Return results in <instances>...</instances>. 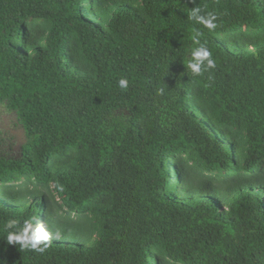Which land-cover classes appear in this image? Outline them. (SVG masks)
Wrapping results in <instances>:
<instances>
[{
  "label": "trees",
  "instance_id": "1",
  "mask_svg": "<svg viewBox=\"0 0 264 264\" xmlns=\"http://www.w3.org/2000/svg\"><path fill=\"white\" fill-rule=\"evenodd\" d=\"M0 264H264V0H0Z\"/></svg>",
  "mask_w": 264,
  "mask_h": 264
},
{
  "label": "clouds",
  "instance_id": "2",
  "mask_svg": "<svg viewBox=\"0 0 264 264\" xmlns=\"http://www.w3.org/2000/svg\"><path fill=\"white\" fill-rule=\"evenodd\" d=\"M197 11H194L192 13L193 17H195L196 20H198L200 23H203L208 28H214L215 24L212 22L214 17L205 19L202 16L197 15ZM210 56V53L204 49L203 47L198 48L196 51L193 52V58L196 61L195 63L190 64L191 69L199 73L200 71V65L203 63L204 60H207L208 67H214V62L211 59H208ZM119 84L122 88L127 87V80L121 79L119 81ZM15 221H10L7 225V227L12 228L15 225ZM31 233V234H30ZM9 243H12L13 241L20 242L24 246H27L29 243L32 247H37L41 243V241H46L49 239V235L47 232L44 231L43 228H36L33 229L32 225L29 223L26 225V227L23 229V231L20 234H9Z\"/></svg>",
  "mask_w": 264,
  "mask_h": 264
},
{
  "label": "flooded vegetation",
  "instance_id": "3",
  "mask_svg": "<svg viewBox=\"0 0 264 264\" xmlns=\"http://www.w3.org/2000/svg\"><path fill=\"white\" fill-rule=\"evenodd\" d=\"M14 116L13 115H7L4 117L3 121H4V128H6L8 131H10V134L12 136H15V138L18 139V141H21L23 139V133H22V128L19 125V123H17V120L15 119V121L13 122ZM8 125L7 124H10ZM12 126H15L16 129L12 128Z\"/></svg>",
  "mask_w": 264,
  "mask_h": 264
},
{
  "label": "rangeland",
  "instance_id": "4",
  "mask_svg": "<svg viewBox=\"0 0 264 264\" xmlns=\"http://www.w3.org/2000/svg\"><path fill=\"white\" fill-rule=\"evenodd\" d=\"M8 125H11V123H10V124H7V126H8ZM12 128L16 129V127H15V126H12Z\"/></svg>",
  "mask_w": 264,
  "mask_h": 264
},
{
  "label": "water",
  "instance_id": "5",
  "mask_svg": "<svg viewBox=\"0 0 264 264\" xmlns=\"http://www.w3.org/2000/svg\"><path fill=\"white\" fill-rule=\"evenodd\" d=\"M22 133H23V136H24V129H22Z\"/></svg>",
  "mask_w": 264,
  "mask_h": 264
}]
</instances>
